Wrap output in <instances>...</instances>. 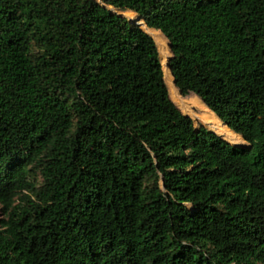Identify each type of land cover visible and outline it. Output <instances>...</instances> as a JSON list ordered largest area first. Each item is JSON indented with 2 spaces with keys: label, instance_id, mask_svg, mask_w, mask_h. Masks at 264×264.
<instances>
[{
  "label": "trees",
  "instance_id": "16d2710c",
  "mask_svg": "<svg viewBox=\"0 0 264 264\" xmlns=\"http://www.w3.org/2000/svg\"><path fill=\"white\" fill-rule=\"evenodd\" d=\"M0 264H264V0H0Z\"/></svg>",
  "mask_w": 264,
  "mask_h": 264
},
{
  "label": "rangeland",
  "instance_id": "374dc122",
  "mask_svg": "<svg viewBox=\"0 0 264 264\" xmlns=\"http://www.w3.org/2000/svg\"><path fill=\"white\" fill-rule=\"evenodd\" d=\"M95 1L101 2V0H95ZM109 10L112 13L117 14L118 16H122V17L127 18L130 22L132 21V19L127 15V13H122V12L116 11L113 8H109ZM135 22L137 24H141L142 19H138V21H135ZM157 47H158V51H159V46L157 45ZM159 57H160V62L162 61L161 62V67H162V70H163L164 79L166 77V79L168 80V77L166 75V71H169V73H171L170 69H169V62L171 60V55L169 54L167 56H162L161 53H159ZM167 88H168L169 97H170L171 101L176 105V107L184 115L190 117L193 120V122L195 124V127L199 128L200 126H204V124L199 120L200 116H203L206 113V112L204 113V111L202 110V106L200 104L194 103L193 97H191V95L188 96V97H182L181 94L178 92V90H177V92H174L172 87L169 86V84H168ZM192 96L196 97L195 95H192ZM240 146L245 147L246 144H244V142H243V144L240 145ZM37 181H38V184L40 185L41 180L38 178Z\"/></svg>",
  "mask_w": 264,
  "mask_h": 264
},
{
  "label": "crops",
  "instance_id": "0c3cea01",
  "mask_svg": "<svg viewBox=\"0 0 264 264\" xmlns=\"http://www.w3.org/2000/svg\"><path fill=\"white\" fill-rule=\"evenodd\" d=\"M135 15V14H134ZM135 16H137V15H135ZM139 19H141L140 17H139ZM139 26L147 33V34H149L150 36H152V33L153 32H156L155 30H151V29H148L146 26H145V24H144V22L142 21L141 22V24H139Z\"/></svg>",
  "mask_w": 264,
  "mask_h": 264
},
{
  "label": "water",
  "instance_id": "95a60500",
  "mask_svg": "<svg viewBox=\"0 0 264 264\" xmlns=\"http://www.w3.org/2000/svg\"><path fill=\"white\" fill-rule=\"evenodd\" d=\"M130 23L133 24V25H138L139 26V24H137L135 21H131ZM169 48H170V46H169Z\"/></svg>",
  "mask_w": 264,
  "mask_h": 264
}]
</instances>
